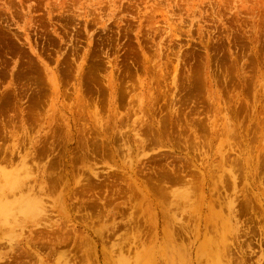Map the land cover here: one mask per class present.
<instances>
[{
	"label": "rangeland",
	"instance_id": "1",
	"mask_svg": "<svg viewBox=\"0 0 264 264\" xmlns=\"http://www.w3.org/2000/svg\"><path fill=\"white\" fill-rule=\"evenodd\" d=\"M208 205L264 264V0H0V264H210Z\"/></svg>",
	"mask_w": 264,
	"mask_h": 264
},
{
	"label": "bare ground",
	"instance_id": "2",
	"mask_svg": "<svg viewBox=\"0 0 264 264\" xmlns=\"http://www.w3.org/2000/svg\"><path fill=\"white\" fill-rule=\"evenodd\" d=\"M27 170V169H26ZM25 170V171H26ZM28 173V172H27ZM20 176V175H19ZM15 178H17L16 175H10V174H6L4 175V179L5 181H7L9 184L13 183V182H16ZM21 178V177H20ZM19 178V179H20ZM22 181V180H21ZM27 182V181H26ZM21 183V182H20ZM24 183V182H23ZM12 186V185H11ZM20 186V185H19ZM18 186V187H19ZM23 186V185H22ZM13 188V187H12ZM32 188V187H31ZM22 189V188H21ZM18 190V189H17ZM23 191V190H22ZM19 192V191H18ZM25 192V191H24ZM27 193V192H26ZM34 193V191H33ZM17 194V193H16ZM22 194V193H21ZM29 194V193H28ZM36 194V193H35ZM38 194V193H37ZM5 195V194H4ZM34 195V194H33ZM43 196V194H42ZM32 200V199H31ZM43 202V201H42ZM33 204H37L36 207H38V201H33L32 202ZM40 203V202H39ZM213 204V203H212ZM216 204V203H215ZM212 205V206H215L216 205ZM246 205H247V202H246ZM59 206V205H58ZM219 206V205H218ZM62 208V207H61ZM214 207H211L208 205V212H207V215L208 216V220L207 221H211V222H214L215 224H217V228L215 229V232L214 233L215 235L212 236V237H209L207 238V242H206V247H204V249H206L207 251H209L207 254L210 256L211 258V263L210 264H222L223 262V259L226 258V253L229 252V248H228V244H227V235H229V239H232L233 237L237 236V233L236 234H232L231 232L234 230V225H236L237 221L235 220L234 216L231 215V212L233 211V209L231 210L230 208L228 209L229 212H228V215L227 217L225 218L220 212L216 211V213L214 212L215 211V208L213 209ZM24 209V208H23ZM221 209V208H220ZM61 210V209H60ZM58 211V210H57ZM63 211V210H62ZM61 212V211H60ZM63 215V214H62ZM66 217V216H65ZM47 218V217H46ZM264 219V218H263ZM48 220V219H47ZM263 225H264V222H263ZM48 228V227H47ZM264 228V227H263ZM260 230L262 231V235H263V240H264V230ZM226 232H229L227 235H226ZM246 233V232H245ZM176 235V234H175ZM246 236V235H245ZM138 239V238H137ZM173 239V238H172ZM228 239V240H229ZM232 241V240H229L228 243ZM136 242V241H135ZM231 243V242H230ZM229 243V244H230ZM233 243V241H232ZM231 243V244H232ZM248 244V243H247ZM261 244V241L260 243ZM262 257V256H261ZM229 260V259H228ZM126 262V261H125ZM124 262V263H125ZM185 262L182 261V264H184Z\"/></svg>",
	"mask_w": 264,
	"mask_h": 264
}]
</instances>
